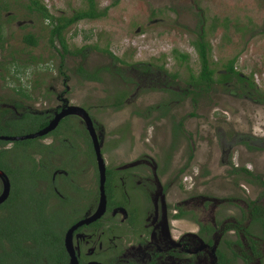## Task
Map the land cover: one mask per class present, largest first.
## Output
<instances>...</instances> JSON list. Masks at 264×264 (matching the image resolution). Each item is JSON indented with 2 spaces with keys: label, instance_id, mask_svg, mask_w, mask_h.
<instances>
[{
  "label": "rangeland",
  "instance_id": "1",
  "mask_svg": "<svg viewBox=\"0 0 264 264\" xmlns=\"http://www.w3.org/2000/svg\"><path fill=\"white\" fill-rule=\"evenodd\" d=\"M94 1L97 10L105 7L102 15L82 18L62 30L69 50L83 48L60 57V45L50 38V21L30 0H0V97L44 115L63 104L86 106L105 165L139 163L152 184V211L147 216L152 229L145 244L125 243L122 258L143 259L151 250L166 247L168 232L192 247L198 243L193 222L170 219L169 206L175 202L203 222L224 223L243 214L245 224L246 199L264 205V0ZM38 2L53 15L86 7L85 0ZM200 28L210 44L208 59L214 68V81L207 88L188 82L189 72L199 70L192 41ZM28 33L36 38L35 44L24 40ZM178 52L187 58L181 59ZM231 57L245 81L235 76L220 79L223 64ZM78 65L98 70L99 79L81 77ZM248 80L259 93L248 92ZM17 87L29 98L16 93ZM121 91L123 101L115 107ZM158 103L165 106V113L150 108ZM178 121L181 126L176 128ZM60 134L57 130L36 142L56 143ZM83 141L79 136L80 148ZM7 152L9 157L21 154V143ZM91 173L90 164L80 168L77 183L91 186ZM166 180L170 183L164 190ZM58 184L69 191L63 178ZM75 199L72 205L78 206ZM59 216L63 223L70 214ZM250 230L254 236L259 233L257 224ZM219 235L217 229L214 244ZM222 237H239L245 244L240 233ZM257 241L261 258L254 257L249 264H264V238ZM232 249L239 248L233 244ZM193 260L209 264V249ZM180 262L166 255L157 264ZM233 264L243 262L237 257Z\"/></svg>",
  "mask_w": 264,
  "mask_h": 264
},
{
  "label": "flooded vegetation",
  "instance_id": "2",
  "mask_svg": "<svg viewBox=\"0 0 264 264\" xmlns=\"http://www.w3.org/2000/svg\"><path fill=\"white\" fill-rule=\"evenodd\" d=\"M116 73L120 76L119 72ZM81 77L90 79L84 75ZM251 90L255 93L254 89ZM14 91L29 98L24 89L17 87ZM123 95V91L116 94L121 99L114 104L115 107L122 103ZM0 100V196L6 191L0 199V253H4L7 260L2 264H74L73 259L75 264H157L166 255L177 257L180 264H194L193 256L205 249H209L211 254L209 264H233L237 257L243 264H249L250 259L261 258L257 237L264 238V225L261 223L264 205L249 198L245 201V224L243 214L224 223L219 220L203 222L191 210L175 202L169 206L170 219L193 222L198 243L192 247L189 242L174 240L168 232L169 244L166 247L151 250L143 259L122 258L126 251L125 243L145 244L152 229L147 222L152 211V184L143 176L139 163L120 168L106 166L99 144L104 166L100 188L93 143L78 109L59 117L56 124L41 135L10 138L44 127L62 108L73 104L56 106L51 115H44L25 108L18 101L1 97ZM79 107L93 126V118L86 106ZM150 108H162L161 111L166 112L161 103ZM23 128L27 131L18 132ZM57 130L61 136L56 138V143L53 140L36 142L38 138L55 135ZM79 136L84 140L83 148L79 147ZM14 143H21L23 152L9 157L7 151ZM29 145L31 148L27 150ZM54 160L58 163H53ZM87 164L92 167L91 186L82 187L77 183V175L79 169ZM182 169L183 166L178 170ZM61 178L69 185V191L58 184ZM169 183V180L163 182L162 189L165 190ZM72 197L76 198L78 206L72 205ZM249 204L261 207V218L251 216ZM64 212L70 216L62 223L59 215ZM255 224L259 227L257 237L250 230ZM217 229L221 236L214 244L213 233ZM229 232L243 235L245 244L239 237H222ZM233 244L237 245L238 251L232 249Z\"/></svg>",
  "mask_w": 264,
  "mask_h": 264
},
{
  "label": "trees",
  "instance_id": "3",
  "mask_svg": "<svg viewBox=\"0 0 264 264\" xmlns=\"http://www.w3.org/2000/svg\"><path fill=\"white\" fill-rule=\"evenodd\" d=\"M30 2L35 6L36 10L39 11L41 16H43L44 18H47L50 21V23H51V26L49 29L50 38H51V40H53V38H56V40H57V42L61 48V52H60L61 56L65 52H79L81 50V48H83V46H80V47L74 48L73 50H69L67 45H66V41L64 39V36L62 34V30L66 26H68L69 24L74 23V22H76L82 18L99 17L105 11V7L102 10H97L95 8V1L94 0H85L86 7H84V8L76 9V10L72 11L69 15H60V14L59 15H53V14L49 13L47 11V9L42 4H40L38 2V0H30ZM23 38L29 44H35V42H36V38L33 37V35L30 33L25 34L23 36ZM192 43H193V46H194L196 53H197L199 70L196 74L189 72V75H188L189 82L193 86H197L199 88L203 86V87L207 88L209 86V84L214 81L213 77H212L213 72H214V68L212 66H210L209 59H208V52L210 49V44L204 38L203 31L201 30V28H200V31L198 33V37H196L192 41ZM104 51L108 52L114 59L121 61V62L124 61L122 58L113 55L109 50L104 49ZM173 51H175V50H173ZM178 56L183 60L187 58V54L185 52H178ZM233 60H234V58L231 57L230 59H228L223 64L224 70L222 72H220V75H221L220 79L224 80L226 78H230L231 76H235L238 80L243 81L244 76H242L238 70L233 68ZM78 70L80 72V75H84L85 77H88L90 79H99V76L97 74L98 70L94 69V70L90 71V70H86L80 66H78ZM247 84H248L247 89L250 92H252L251 89H254L253 92L259 93V91L257 90V87L255 86V84L251 80H248ZM261 94L264 95V92ZM120 99H121V96H118L117 101H119ZM152 107H154V106H152ZM34 119H36V117ZM63 120H65V118ZM175 125H176V128H179V126H181V121L176 122ZM173 129H175V126H173ZM26 131H27L26 128L18 130V132H26ZM248 208H249V213L251 214L252 217L261 218V216L259 215V213L261 211L260 206L249 204ZM261 223L264 225L263 219H261ZM4 255H5L4 253H0V264L7 261L6 258H4Z\"/></svg>",
  "mask_w": 264,
  "mask_h": 264
},
{
  "label": "water",
  "instance_id": "4",
  "mask_svg": "<svg viewBox=\"0 0 264 264\" xmlns=\"http://www.w3.org/2000/svg\"><path fill=\"white\" fill-rule=\"evenodd\" d=\"M75 109L79 110V113H81V115L84 117L86 125L88 127V131H89V134H90V137H91V140L93 143L94 152L96 155L97 166H98L99 172H100V188H102L104 166H103V161H102V158H101L100 152H99L98 138H97L96 132H95V130L91 124L89 117L87 116V114L85 113V111L81 107L76 106V105H70V106H67L65 108H62L59 112H57L53 116V118L44 127L40 128L36 131H33V132L13 135V136H10V138L11 139H22V138H26V137H33L36 135H41V134L45 133L46 131H48L49 129H51L56 124L59 117H61L62 115H64L65 113H67L69 111H74ZM5 192L0 196V199L5 195ZM102 195H103V193H102ZM72 262L75 264L74 259Z\"/></svg>",
  "mask_w": 264,
  "mask_h": 264
}]
</instances>
